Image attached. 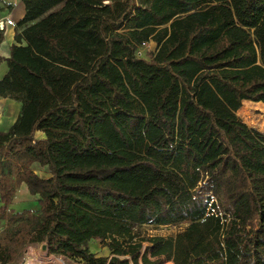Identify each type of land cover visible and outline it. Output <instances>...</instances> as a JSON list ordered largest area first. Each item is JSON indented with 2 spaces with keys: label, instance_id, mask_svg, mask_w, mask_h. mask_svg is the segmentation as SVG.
<instances>
[{
  "label": "trees",
  "instance_id": "16d2710c",
  "mask_svg": "<svg viewBox=\"0 0 264 264\" xmlns=\"http://www.w3.org/2000/svg\"><path fill=\"white\" fill-rule=\"evenodd\" d=\"M22 3L0 57V97L21 104L0 133V264L41 244L85 264H264V135L236 116L264 105V0ZM22 185L37 213L8 208ZM137 239L129 258L89 250Z\"/></svg>",
  "mask_w": 264,
  "mask_h": 264
},
{
  "label": "rangeland",
  "instance_id": "374dc122",
  "mask_svg": "<svg viewBox=\"0 0 264 264\" xmlns=\"http://www.w3.org/2000/svg\"><path fill=\"white\" fill-rule=\"evenodd\" d=\"M154 51V47L150 44H145L137 51V55L148 58V54ZM236 116L244 122L249 128L255 129L259 133L264 135V105L261 103H247L242 102L239 110L236 113ZM34 171L42 177H47L46 171L44 169H40L37 166L33 167ZM12 199L11 204L9 205V209L15 212L22 211H30L32 213H37L39 210L37 204V198L30 196L25 187L22 185L18 190H16ZM6 226L4 221H0V233ZM180 230V228L176 227H160L155 228L153 226H143L140 228L141 237H150V236H162V237H171L176 235V233ZM139 242V240H135L133 243H127L122 240H119V244L114 242H103V243H95L90 242L89 250L96 258H107L111 259L113 257L119 258H129L128 251L129 246L134 245ZM112 245V247H109ZM146 246L145 242H142V248ZM45 252V254L43 253ZM35 257L41 261L42 264H85L79 261H70L64 260L63 258L56 257L53 255H49L47 251L41 249V245H33L25 247L22 250L19 258L17 259L15 264H24L28 257ZM55 261V262H54ZM165 264H172L171 262H167Z\"/></svg>",
  "mask_w": 264,
  "mask_h": 264
},
{
  "label": "crops",
  "instance_id": "0c3cea01",
  "mask_svg": "<svg viewBox=\"0 0 264 264\" xmlns=\"http://www.w3.org/2000/svg\"><path fill=\"white\" fill-rule=\"evenodd\" d=\"M7 5H11V9H7ZM0 7L2 8L0 13V29L4 30L3 41L0 44V57L6 59L9 57V48L14 42L15 25L22 19L25 12L22 0H0ZM148 44L155 48L154 43L150 42ZM6 71V63L2 62L0 64V80L4 77ZM20 112L21 104L19 102L0 97V133L9 131L17 121ZM34 136L36 139L43 138V134L40 132H36Z\"/></svg>",
  "mask_w": 264,
  "mask_h": 264
},
{
  "label": "bare ground",
  "instance_id": "6f19581e",
  "mask_svg": "<svg viewBox=\"0 0 264 264\" xmlns=\"http://www.w3.org/2000/svg\"><path fill=\"white\" fill-rule=\"evenodd\" d=\"M24 264H42L41 261L35 257H28Z\"/></svg>",
  "mask_w": 264,
  "mask_h": 264
},
{
  "label": "water",
  "instance_id": "95a60500",
  "mask_svg": "<svg viewBox=\"0 0 264 264\" xmlns=\"http://www.w3.org/2000/svg\"><path fill=\"white\" fill-rule=\"evenodd\" d=\"M41 249L47 251V246H46V244H41Z\"/></svg>",
  "mask_w": 264,
  "mask_h": 264
},
{
  "label": "built area",
  "instance_id": "2783aa9c",
  "mask_svg": "<svg viewBox=\"0 0 264 264\" xmlns=\"http://www.w3.org/2000/svg\"><path fill=\"white\" fill-rule=\"evenodd\" d=\"M145 44H143V46H144Z\"/></svg>",
  "mask_w": 264,
  "mask_h": 264
}]
</instances>
